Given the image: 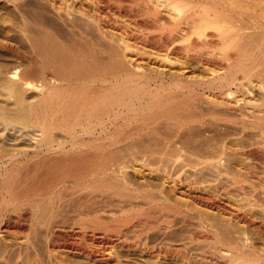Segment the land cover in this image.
<instances>
[{
	"label": "bare ground",
	"instance_id": "1",
	"mask_svg": "<svg viewBox=\"0 0 264 264\" xmlns=\"http://www.w3.org/2000/svg\"><path fill=\"white\" fill-rule=\"evenodd\" d=\"M123 1L0 0L12 10L10 18L23 21L33 49L30 55L15 41L11 27L15 35L0 40V50L18 62L0 67V94L12 102L13 118L41 128L33 145L0 146V172H7L0 176V205L31 206L24 223L17 221L21 215L0 222L2 248H18L14 264H125L118 252H108L118 245L167 264H264V215L256 211H264V199L241 206L216 193L222 180L243 185L233 170L243 171L245 159L264 163L261 150L235 144L239 129L226 124L238 121L234 114L242 123L248 114L263 120L264 0ZM113 12L146 31L117 27ZM79 24L111 43L98 47L107 57L112 46L113 53L119 50L109 53L106 72L91 51L59 38ZM39 50L49 57L43 68L29 70L25 62L39 65ZM91 66L96 71L87 73ZM4 108L0 113L9 114ZM43 108L50 112L46 117ZM108 125L117 128L109 131ZM54 130L66 139L55 138ZM26 160L34 163L20 181L9 167ZM68 179L78 195L74 214L98 215L86 222L95 228L92 234L68 231L63 193L60 201L39 207L50 194L46 182L62 186ZM108 206L112 214H127L111 235L100 217ZM33 208L41 211L36 219ZM31 215L39 225L34 236L27 233ZM56 234L64 241L53 239ZM25 248L33 251L27 259Z\"/></svg>",
	"mask_w": 264,
	"mask_h": 264
},
{
	"label": "rangeland",
	"instance_id": "2",
	"mask_svg": "<svg viewBox=\"0 0 264 264\" xmlns=\"http://www.w3.org/2000/svg\"><path fill=\"white\" fill-rule=\"evenodd\" d=\"M128 3V0H124L123 1V4L124 5H126ZM8 8L9 7H5L4 5H0V14L2 15V17L3 18H1V23H0V40H1V42H7V41H9L10 39H11V34H14L15 36V41H17L18 43H20V44H26V47H25V49L27 50V52H29V54L30 55H32V52H33V49H32V47L30 46V43H29V41H28V39L26 38L25 39V37H24V33L22 32V26H23V21H20L19 22V20H17V19H12V18H10L11 17V13H12V10L10 9V11L8 10ZM5 9V10H4ZM7 11V12H6ZM3 13V14H2ZM6 13V14H5ZM5 15V16H4ZM6 15H8V16H6ZM111 15H112V17H114L113 19L116 21V25H117V27H122V26H128V27H130L131 29H133L134 30V32L135 33H137V34H140V33H143V31H146V29H144L143 27L144 26H142V25H140V22H139V24H138V22L136 23L134 20H131V19H128V18H125V17H122V16H120L117 12L115 13V12H113V13H111ZM110 15V16H111ZM4 17H6V18H4ZM9 17V18H8ZM111 17V18H112ZM8 18V19H7ZM110 18V17H109ZM7 20V21H6ZM14 21V22H13ZM125 21V22H124ZM120 24V25H119ZM46 25V24H45ZM79 25H81V26H77L76 28H73V32L70 30L69 32L68 31H66V30H64L63 31V33H62V31L59 33V35H60V39L61 40H63V42L65 41V43L67 42V44L69 43V45H71L72 44V46L71 47H75L74 49H76L77 47H79V46H81L82 45V47H81V49H83V51H84V53L86 52V53H88L89 51H91L90 52V54L92 55V56H94L93 58H96L97 57V59H95V60H98V62H97V67L99 66V65H101V66H99L100 68V70H102V72L104 71V72H106V70L105 69H103L104 67H106V65H107V60L106 59H108L111 55L110 54H112L113 53V51H114V47L112 46L111 48H113V51H112V49L111 50H109V49H107L108 50V52L110 53H108V57H107V53H101L100 52V49L98 48L99 47V45H105V46H107V48L109 47V46H111V43H109L107 40H104L102 37H100V35H98L95 31H94V29L93 28H91L92 29V31H94L93 33L95 34H93L92 32H89L88 30H90L89 29V27H86V25H84L83 26V24H79ZM119 25V26H118ZM13 28V29H15V31H13V32H10V30L9 29H11V28ZM92 27V26H91ZM12 29V30H13ZM20 29V30H19ZM144 29V30H143ZM87 30V31H86ZM17 31H18V33H17ZM22 33H21V32ZM109 31L110 32H112V33H114L115 32V35H118L119 34V32L118 31H116V30H112V29H109ZM114 31V32H113ZM67 32V33H66ZM82 32V33H81ZM87 32V33H86ZM118 33V34H117ZM19 35V36H18ZM18 36V37H17ZM67 39H69V40H67ZM19 40V41H18ZM25 40V41H24ZM70 41V42H69ZM71 43V44H70ZM75 43V44H74ZM27 44H29V45H27ZM87 44V45H86ZM110 44V45H109ZM76 45V46H75ZM142 46L141 44H137V46ZM85 47V48H84ZM80 48V47H79ZM78 49V48H77ZM31 50V51H30ZM85 50H89V51H85ZM40 52H42V54H40V56H38V61H41L40 63H39V65H33V67L35 68V66H36V68L34 69L31 65H29L30 63L29 62H25V65H26V63H27V65H26V67L27 68H29V66L32 68L31 70H36V71H38V69H41V68H43L42 66H43V63H46V60H47V58L49 57L48 55L49 54H47L46 52H45V50H39ZM119 50L116 48L115 49V52L113 53L114 54V56H115V53H119L118 52ZM4 52V53H3ZM39 52V53H40ZM51 52V51H50ZM112 52V53H111ZM7 53V52H6ZM5 53V51H3V50H0V67H4V68H10V67H12V66H15V64H18V62L16 61V59H14V57H12L11 55H9L8 56V54H6ZM52 53V52H51ZM60 53H64V50L63 51H61ZM94 55H93V54ZM99 53V54H98ZM42 55V56H41ZM59 55V54H58ZM100 55H101V57H100ZM106 55V56H105ZM119 55V54H118ZM44 56V57H43ZM96 56V57H95ZM103 56V57H102ZM117 56V55H116ZM118 57V56H117ZM44 58V59H43ZM101 58V59H100ZM103 59V60H102ZM102 60V61H101ZM28 61V60H27ZM101 61V62H100ZM17 62V63H16ZM104 62V63H103ZM29 63V64H28ZM9 66V67H8ZM40 66H41V68H40ZM38 67V68H37ZM103 67V68H102ZM47 68V67H46ZM95 68L93 67V66H91V67H89V70L87 71V73H94L96 70H94ZM29 70H30V68H29ZM92 70H93V72H92ZM109 79H112V78H109ZM115 80L114 79H112L111 80V82H114ZM80 83L81 82H78V83H75V87H78V86H80ZM82 84V83H81ZM83 84H85V83H83ZM95 85H100L99 83H94ZM110 87V86H109ZM30 93V92H29ZM35 92L34 91H32L29 95H35L34 94ZM32 97V96H31ZM3 97V95H1L0 94V108H4L6 111H9V107H11L13 104H12V102H10V101H8L6 98H4ZM12 104V105H11ZM7 107H8V109H7ZM44 110V111H43ZM2 111V110H1ZM11 111H13V109L11 108V110L9 111L10 113L9 114H2V113H0L1 115H0V146L1 147H3L5 144L6 145H11V146H9V147H20V145H23L24 143L26 144V145H33L34 144V142L37 140V137L39 138V133H41V128H40V125L38 126V124H36V122H34V121H30V122H27L26 124L25 123H21L20 121H17L15 118H13V116H14V114H11V113H14V112H11ZM43 112V117H46V115H48V114H50V112H48V110H45V108H43L42 110H41V113ZM48 112V114H46ZM41 113L39 114L40 116H41ZM6 115V116H5ZM13 115V116H12ZM232 115V114H231ZM235 115V117L238 119V121H236V122H233V123H230V122H227L226 124H228V126L231 128V129H233V131L235 130V131H237L236 130V127H237V129H239V133L237 132V134H235V136H233V141L235 142V144L238 146V144L239 145H241V144H244V145H246L248 148H253V149H255V150H261L262 152H263V154H264V134H262V129H264V115H263V120L262 121H260V117H262V115H260L259 114V117H258V114H248V116H246V117H249V118H246L245 119V121L247 120L248 122H245V121H243V123H242V115L241 114H238L237 116H236V114H234ZM257 115V116H256ZM15 117V116H14ZM258 117V118H257ZM257 119V120H256ZM238 122V123H237ZM226 124L224 125V126H226ZM234 124V125H233ZM238 126H237V125ZM248 124H250L249 125V128H247L246 126H248ZM251 124H254L255 125V128H253L254 127V125H251ZM246 125V126H245ZM234 126H236L235 128H234ZM243 126H244V128H243ZM253 126V127H252ZM256 126H258V127H256ZM113 127V128H112ZM242 127V128H241ZM247 129H246V128ZM252 127V128H251ZM259 127H260V130H259ZM117 127L116 126H112L111 125V128H110V125H108V130L109 131H115V129H116ZM247 130V131H245V130ZM55 131V130H54ZM260 131H261V133H260ZM63 132V131H62ZM36 134V135H35ZM38 134V135H37ZM257 134V135H256ZM244 135V136H243ZM55 138H58V139H61V140H65L66 139V137H64V134L63 133H61V130L59 131V130H56L55 132H54V135H53ZM256 136V137H255ZM60 137H62V138H60ZM63 137H64V139H63ZM33 139V140H32ZM246 139V140H245ZM252 141V142H251ZM258 141V142H257ZM8 143V144H7ZM33 143V144H32ZM238 143V144H237ZM252 143V144H251ZM256 143V144H255ZM260 143V145H257V144H259ZM263 143V144H262ZM16 144V145H15ZM24 144V145H25ZM262 144V145H261ZM234 156H236V155H234ZM240 157V158H239ZM238 157V159L240 160V159H244V157L243 156H239ZM38 159H40L39 157H38ZM263 160V159H262ZM262 160L260 159V158H257V157H251V158H248V159H245L244 160V164H245V168L243 169V171H237L236 169H234L233 171H234V173H237L236 175H238V178L240 179L241 178V180H243V185H235L234 183H232L231 185L229 184V182H228V184H227V182H224V180H222V184L224 185V188H221V189H217L216 188V193L218 192L221 196H223V198H224V200L227 202H230V203H233V201H234V203H238V204H240L241 206H244V205H246V203L248 202V199L250 200H256V199H258V198H263L264 199V166H263V162H262ZM34 160H31V161H29V160H26V161H23L22 163H18V164H16L15 163V165H11L10 167H9V170L10 171H14V169H16V172H18L17 173V177H18V180H20V181H23L24 180V176H25V173H26V171L27 170H29V168H31L32 166H33V162ZM242 161V160H241ZM248 162V163H247ZM262 162V163H261ZM42 163V162H41ZM41 163H38V167H39V170L42 168V166L44 167V164H41ZM38 167H37V169H38ZM44 169H45V167H44ZM41 170H43V168L41 169ZM237 171V172H236ZM263 171V172H262ZM6 171H1L0 172V176L2 177V175L1 174H3V173H5ZM24 174H23V173ZM7 173V172H6ZM239 173V174H238ZM1 177H0V180H1ZM19 177H20V179H19ZM69 181H65V185H66V188H69L68 190L66 189V188H63V187H65V185L62 187L61 185H56L55 184V182L53 183V182H51V181H48V182H46L45 183V185H46V187H50L51 188V190H50V192H48V193H50V194H46L43 198H41V204H40V208H44L45 206H48V205H50V204H54L55 202H57V201H60L59 199H58V195L60 194V193H63L64 195H63V199L61 200V204H60V208H64V209H66V211H67V213L69 214V221H68V227H70L69 228V232L70 233H73V234H78V233H84V234H92V232H94V230H95V228L93 227H90L89 226V224L88 223H86V222H88V221H91L90 219H95V217L96 216H98V215H95V214H92V215H90V216H86V218L85 219H83V218H80L79 217V215H78V213H75L74 214V212H76L77 210H75L74 209V200H76L77 199V196L78 195H75V196H73L74 194H73V190L75 189L74 188V186H75V184H74V182L72 181V179L70 180V179H68ZM226 181V180H225ZM71 183H73V185L71 184ZM48 184V185H47ZM55 185V186H54ZM234 185V186H233ZM61 186V187H60ZM233 186V187H232ZM239 186V187H238ZM242 186H243V188H242ZM56 187V188H55ZM62 188V189H61ZM222 189H224V190H222ZM243 189V190H242ZM65 190V192H66V194L63 192V191ZM220 191H222V192H220ZM247 193H246V192ZM77 193H79V192H76L75 194H77ZM222 193V194H221ZM224 193V194H223ZM249 193V194H248ZM56 194H57V196H56ZM47 195H49V196H47ZM36 196V195H35ZM225 196H226V198H225ZM261 196V197H260ZM53 197V198H52ZM228 197V198H227ZM248 197V198H247ZM253 199H252V198ZM36 198H40V196L38 197V195H37V197ZM70 198H72V199H70ZM245 198V199H244ZM55 199V200H54ZM227 199V200H226ZM243 199V200H242ZM71 203H70V202ZM64 205V206H63ZM1 206V205H0ZM12 206V205H11ZM21 206H22V208H21ZM44 206V207H43ZM19 209V211H18V209ZM26 207H29V205L28 206H23V205H18V206H12V207H9L8 209L7 208H5V209H3L4 208V206H1V208H0V222H4L5 220L6 221H8L9 220V218L10 219H12V217H13V215H14V217H17L18 215L20 216V219H18L17 221L20 223V222H23L22 221V214L24 213L25 214V211H26V209H28V208H26ZM31 207V206H30ZM29 207V208H30ZM113 206H108L107 207V209H106V211L102 214V216H100V217H102L101 219H102V221L104 222L105 221V226H108V224L109 225H111V226H108L109 228H110V230L111 231H109V229L108 230H105V232L106 233H108V234H115V231L113 230V229H115V226H117L118 225V222H122V220L127 216V214L126 213H123V211L122 210H116V213L115 214H112L110 211H111V208H112ZM16 208V209H15ZM24 208V209H23ZM8 210V211H7ZM13 210H16V211H13ZM31 210H34V211H32V215L35 217V216H39L40 215V213H41V211H36V209L35 208H33V209H31ZM108 210H109V212H108ZM261 209H256V211H257V214L260 216H263L264 215V211H260ZM2 211L4 212V213H2ZM5 211H6V213H5ZM22 211V212H21ZM74 211V212H73ZM21 212V213H20ZM38 214H37V213ZM8 213H10V214H8ZM20 213V214H19ZM36 213V214H35ZM111 213V214H110ZM159 212H157V216L159 215V217L158 218H160L161 216V214L159 213ZM6 214V215H5ZM15 214H17V215H15ZM78 216H77V215ZM154 214V213H153ZM8 215V216H7ZM11 215V217H9ZM32 215L30 216V219H32V220H30V221H28L27 222V233L29 234L30 233V235L31 236H34V230H35V228L36 227H39V225H37L36 223H35V219L38 217H35V219H34V217H32ZM99 215H101V214H99ZM155 215H156V212H155ZM18 216V217H19ZM95 216V217H94ZM152 217L154 216V215H151ZM4 217V218H3ZM9 217V218H8ZM7 218V219H6ZM151 218V217H150ZM154 218V217H153ZM157 218V219H158ZM154 219H156V217L154 218ZM85 220H87V221H85ZM159 220V219H158ZM5 221V222H6ZM71 221V222H70ZM84 221H85V223H84ZM25 222V221H24ZM23 222V223H24ZM113 222V223H112ZM82 223H84V224H86V225H88L89 227L87 228V226L85 225L84 226V224H82ZM108 223V224H107ZM107 224V225H106ZM115 224V225H114ZM117 224V225H116ZM112 225H113V227H112ZM83 227V228H82ZM85 227V228H84ZM185 228V227H184ZM183 228V229H184ZM109 231V232H108ZM184 231H185V229H184ZM59 232V231H58ZM32 233V234H31ZM8 237H10V238H12L13 236L12 235H10V236H8ZM52 238L53 239H55V240H59V241H64V238L62 237V236H60L59 234L57 235H53L52 236ZM13 239V238H12ZM257 239V240H256ZM255 240L256 241H260L261 239L259 238V237H255ZM204 245V244H203ZM202 245V246H203ZM116 248H118L117 250H116ZM24 250V249H23ZM23 250H21L22 252H23V258L24 259H27L30 255H31V253L33 252L32 251V249L30 248V249H26L25 248V250L27 251V252H24ZM28 251H31V252H28ZM118 252L119 253V255H121L120 256V258L121 259H124V261H123V263H125V264H167L164 260H162L161 258H159V259H157V258H151V257H146V255H144V253L142 252V251H140V250H138V252L137 251H124L123 249H121V247H120V245H118V246H116L114 249L112 248V249H108V252ZM18 253V254H17ZM136 253V254H135ZM5 254V255H4ZM132 256H131V255ZM4 255V256H3ZM18 255H19V250H18V248L16 249H14V250H11V251H7V250H5L4 248H2V245H1V243H0V264H14V262H15V260L17 259V257H18ZM27 258H26V257ZM11 257V258H10ZM128 259V260H127ZM147 259V260H146ZM11 260V261H10Z\"/></svg>",
	"mask_w": 264,
	"mask_h": 264
}]
</instances>
